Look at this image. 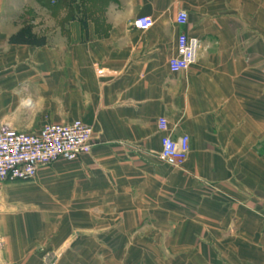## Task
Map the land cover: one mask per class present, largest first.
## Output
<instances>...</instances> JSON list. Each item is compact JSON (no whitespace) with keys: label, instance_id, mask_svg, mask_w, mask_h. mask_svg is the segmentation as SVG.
Wrapping results in <instances>:
<instances>
[{"label":"crops","instance_id":"obj_1","mask_svg":"<svg viewBox=\"0 0 264 264\" xmlns=\"http://www.w3.org/2000/svg\"><path fill=\"white\" fill-rule=\"evenodd\" d=\"M182 34L199 48L172 74ZM75 121L89 155L1 186L0 264H264V0H0V128Z\"/></svg>","mask_w":264,"mask_h":264},{"label":"built area","instance_id":"obj_2","mask_svg":"<svg viewBox=\"0 0 264 264\" xmlns=\"http://www.w3.org/2000/svg\"><path fill=\"white\" fill-rule=\"evenodd\" d=\"M186 12L176 16L178 26L186 25ZM154 25L152 18L139 17L133 21L135 30L146 32ZM199 48L197 40L180 35L176 40L175 56L168 61L172 74L187 71L196 60ZM165 135L160 141L159 160L172 168H182L189 154L186 136L173 138L167 121L157 122ZM93 130L80 121L68 125L45 124L37 133L19 134L0 128V189L3 184L33 181L41 168L56 162H74L91 153ZM3 240L0 238V249ZM57 258L46 255L43 264H55Z\"/></svg>","mask_w":264,"mask_h":264},{"label":"trees","instance_id":"obj_3","mask_svg":"<svg viewBox=\"0 0 264 264\" xmlns=\"http://www.w3.org/2000/svg\"><path fill=\"white\" fill-rule=\"evenodd\" d=\"M82 26L84 27V23L82 22ZM10 44L15 45H26L32 47H40L46 44V40L43 37L35 38L25 36L23 33H17L9 39Z\"/></svg>","mask_w":264,"mask_h":264},{"label":"rangeland","instance_id":"obj_4","mask_svg":"<svg viewBox=\"0 0 264 264\" xmlns=\"http://www.w3.org/2000/svg\"><path fill=\"white\" fill-rule=\"evenodd\" d=\"M116 259V258H115ZM57 261V260H56ZM42 264V263H41ZM55 264H56V262H55Z\"/></svg>","mask_w":264,"mask_h":264}]
</instances>
